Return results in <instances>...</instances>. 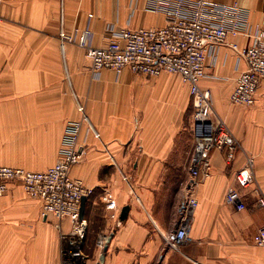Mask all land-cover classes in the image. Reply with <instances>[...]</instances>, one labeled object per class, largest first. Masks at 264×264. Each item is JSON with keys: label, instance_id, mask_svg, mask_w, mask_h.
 <instances>
[{"label": "crops", "instance_id": "obj_1", "mask_svg": "<svg viewBox=\"0 0 264 264\" xmlns=\"http://www.w3.org/2000/svg\"><path fill=\"white\" fill-rule=\"evenodd\" d=\"M218 1L243 8L245 31L230 34L207 59L201 85L212 92L211 118L226 121L238 147L232 158L226 150L212 151V174L196 190L190 240L175 248L167 236L176 225L194 147L190 84L172 72L149 77L105 68L95 74L79 43L89 38L94 46H106L113 32L165 26L170 2L3 0L0 162L30 170L54 165L66 125L81 119L78 104L85 103L89 121L79 140L84 153L71 174L91 190L84 214L91 264L99 258L101 264H264V245L257 243L264 206L256 191L264 196V94L251 107L230 100L247 66L239 50L264 29V0ZM62 32L76 35L77 42H63ZM250 156L255 182L242 187L235 174ZM20 187L12 185L0 197V264H63L64 234L72 231V221L43 217L42 202ZM229 187L240 190L245 209L226 201Z\"/></svg>", "mask_w": 264, "mask_h": 264}, {"label": "built area", "instance_id": "obj_2", "mask_svg": "<svg viewBox=\"0 0 264 264\" xmlns=\"http://www.w3.org/2000/svg\"><path fill=\"white\" fill-rule=\"evenodd\" d=\"M164 8L168 22L161 27L140 29L125 28L113 32V39L106 46H94L89 38L80 45L92 60L95 74L102 69L130 70L133 73L158 77L164 72L179 73L190 84L193 101L192 150L189 177L182 183L175 228L167 236L168 243L179 248L190 240V232L199 201L198 185L212 174L211 153L226 150L230 158L237 152V140L221 118L213 121L212 92L201 85L207 75L206 61L215 56L218 47L226 44L230 34H243L246 25L245 11L237 3L218 0H168ZM3 0H0V20ZM89 35L90 32L88 31ZM253 42L239 50V60L246 61V68L239 74L230 100L234 104L253 106L260 91L264 94V29L253 34ZM62 40L77 42L76 35L62 32ZM234 48L238 45L231 43ZM82 114L79 120L68 121L62 141L61 156L45 170H30L0 162V196L7 194L12 185L19 184L28 196L42 202V215L59 221L69 219L72 231L64 234L66 240L63 264H91L86 252L87 220L80 217L81 201L91 190L83 180L72 176L71 169L83 157L79 145L85 122L89 121L84 102H79ZM99 136V133L97 132ZM238 185L249 187L255 182L254 157L235 174ZM259 203L264 206V196L256 189ZM226 201L238 210L246 208L239 189L229 187ZM257 243L264 245V225L260 227ZM104 248L103 239L99 243ZM101 258L96 264H101Z\"/></svg>", "mask_w": 264, "mask_h": 264}, {"label": "water", "instance_id": "obj_3", "mask_svg": "<svg viewBox=\"0 0 264 264\" xmlns=\"http://www.w3.org/2000/svg\"><path fill=\"white\" fill-rule=\"evenodd\" d=\"M86 201H87V197L86 195H84L82 197V201H81V212H80V217L81 218H84V214H85V207H86ZM129 208L130 206L129 205H126L123 209H122V212H121V215H120V219L123 221L127 218V215H128V212H129Z\"/></svg>", "mask_w": 264, "mask_h": 264}, {"label": "rangeland", "instance_id": "obj_4", "mask_svg": "<svg viewBox=\"0 0 264 264\" xmlns=\"http://www.w3.org/2000/svg\"><path fill=\"white\" fill-rule=\"evenodd\" d=\"M248 107H251V106H248ZM215 115L217 116V114H215ZM217 118H220V119H221L222 117H221V116H217L216 119H217ZM222 119H223V118H222ZM223 120H224V119H223ZM224 121H225V120H224ZM225 122H226V121H225ZM226 124H227V123H226ZM227 126H228V124H227ZM228 127H229V126H228ZM229 128H230V127H229ZM230 129H231V128H230ZM10 155H17V154L11 152ZM16 185H19V184H16ZM19 186H21V185H19ZM20 188H22V186H21ZM22 189H23V188H22ZM23 191L25 192L24 189H23ZM25 194H26L27 197H30V196L27 195L26 192H25ZM0 197H1V196H0ZM30 198H32V197H30ZM32 199H35V198H32ZM91 243L93 244V240H92V238L89 237V238H88V248H87V251H89L90 253H92V252L94 251V250L92 249L93 247L90 246Z\"/></svg>", "mask_w": 264, "mask_h": 264}]
</instances>
